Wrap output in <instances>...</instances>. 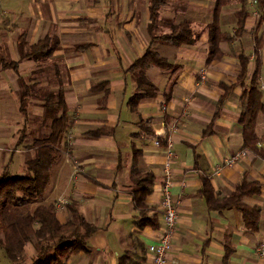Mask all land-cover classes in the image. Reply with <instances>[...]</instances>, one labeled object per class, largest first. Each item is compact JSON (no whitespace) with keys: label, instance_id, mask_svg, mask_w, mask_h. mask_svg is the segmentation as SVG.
<instances>
[{"label":"crops","instance_id":"0c3cea01","mask_svg":"<svg viewBox=\"0 0 264 264\" xmlns=\"http://www.w3.org/2000/svg\"><path fill=\"white\" fill-rule=\"evenodd\" d=\"M149 1L13 0L15 23L6 21L9 12L0 3V177L27 173L26 162L36 150L21 137L34 142L50 133L54 115L47 100L63 91L66 149L53 167L43 202H63L56 207L62 223L73 219L74 205L96 227L87 251L74 253L66 264H150L148 246L163 222L169 142L175 153L170 192L179 219L168 264H264L257 254L264 240L263 96L262 109L244 116L253 122L257 145L245 140L240 122L254 80L258 86L264 82V25L257 30L256 0L246 2L241 32L240 0H229L218 12L216 0H167L160 9L161 28L168 32L170 23L191 21L194 41L182 46L151 42ZM214 22L229 39L220 41V56L208 60ZM12 26L15 30L6 31ZM47 37L57 42L49 56L22 58L21 41L30 45ZM149 46L170 65L146 70L156 93L133 108L130 98L144 91H138L130 67ZM4 61L17 62L16 67ZM27 87L31 92L23 112ZM243 150L247 156L224 165ZM243 179L260 185L259 192L241 199L260 210L254 228L236 206L214 209L209 203L208 192L218 200L229 197ZM139 194L147 204L144 225L135 199ZM26 252L33 257L37 248L28 243Z\"/></svg>","mask_w":264,"mask_h":264},{"label":"trees","instance_id":"16d2710c","mask_svg":"<svg viewBox=\"0 0 264 264\" xmlns=\"http://www.w3.org/2000/svg\"><path fill=\"white\" fill-rule=\"evenodd\" d=\"M240 1L242 9L236 13L238 32L244 29V22L248 15L246 11L247 0ZM228 2L229 0H216V12ZM254 4L255 11L259 16L256 26L259 30L264 25V0H256ZM166 5L167 0L149 1L151 42L165 41L176 46L191 44L194 41V33L189 19L183 18L179 22L170 23L168 32L162 35L155 33L156 24L161 21L160 9ZM228 39V34L221 32L216 22L211 24V50L208 60L220 56L219 43L221 40ZM257 39V48H260L262 41ZM56 45L57 42L53 38L47 37L30 45L23 40L19 47L22 58L40 59L49 56ZM16 64L17 62L4 61V66L16 67ZM169 65L168 60L152 50V46H149L144 54L132 64L130 71L135 73L137 89L144 92L143 94L137 92L130 98L131 107L135 108L142 97L153 96L156 93L155 85L146 77V70L152 66L166 68ZM30 92L31 88L27 87L22 93L21 109L23 112L27 111L26 99L29 98ZM262 96V92L254 80L248 92L245 114L240 120L243 124L245 140L247 142L256 141V145L257 136L254 132L253 122H251L252 120L245 121L244 116L254 111V108L256 110L262 109L260 100ZM49 97L47 106L51 108L49 111L54 115L50 133L46 137L34 140L32 144H25L29 149L36 150V156L26 162L27 173L18 175L5 172L0 177V233L2 234L0 237V264H66L67 259L74 253L82 250L87 251V239L96 230V227L88 223L79 213L76 206L70 207L73 219L62 223L57 217L55 203L43 202L44 193L51 181L53 167L61 153L66 149V146L63 147V142L69 128L63 91L52 92ZM21 138L22 143H24L23 136ZM259 186L257 183L243 179L229 197L218 200L214 199L213 195L208 192L209 203L214 209L236 206L242 212L247 224L254 228L255 219L257 220L260 210L242 204L241 199L247 193L259 192ZM135 199L141 216L140 224L144 225L147 212L144 195L139 194ZM34 242L40 246L37 249V254L30 257L27 255L26 245ZM59 256H64V261Z\"/></svg>","mask_w":264,"mask_h":264},{"label":"built area","instance_id":"2783aa9c","mask_svg":"<svg viewBox=\"0 0 264 264\" xmlns=\"http://www.w3.org/2000/svg\"><path fill=\"white\" fill-rule=\"evenodd\" d=\"M255 15H258L255 11ZM205 71L201 73V79L205 80ZM260 90L264 98V82L261 81L259 84ZM156 143H159L156 141ZM169 147V158L164 164V180L161 187L162 198L160 201V210L163 217L162 226L160 227L159 237L154 243H151L148 246V251L151 254L150 264H168V257L172 250V241L176 233V224L179 219V212L174 201L170 187L173 184V167H172V158L175 153L172 149V143H168ZM69 154V153H68ZM247 151L243 150L237 154L232 155L231 157L224 160V165L233 166L237 161L245 156H247ZM75 168L78 166L75 164ZM63 202L57 203L56 207H62ZM257 254L264 256V240H262L257 246Z\"/></svg>","mask_w":264,"mask_h":264},{"label":"rangeland","instance_id":"374dc122","mask_svg":"<svg viewBox=\"0 0 264 264\" xmlns=\"http://www.w3.org/2000/svg\"><path fill=\"white\" fill-rule=\"evenodd\" d=\"M13 1V0H12ZM12 1L11 0H0V3L1 4H4L3 5V7L6 9V10H8L7 12H9L7 15V19H6V21H10V22H12V23H15V21H16V19H17V15H18V11L15 9V8H13V4H12ZM180 4H181V2L180 1H178V2H176V5L175 6H177V7H179L180 6ZM11 24V23H10ZM157 27H156V29H155V33L157 34V35H162L164 32H167V30H166V28L164 27V28H161L160 27V25H161V21L159 22H157ZM3 26H5V24L3 25ZM4 28V27H3ZM4 30H6V29H4ZM12 30H15V27L14 26H12L11 27V29L10 30H6V31H12ZM16 32H18V33H20L21 31H20V29H18V28H16ZM5 34L7 35V37H8V35H9V33L7 34L6 32H5ZM14 34H16L15 32H14ZM28 140V138L27 139H25V141H24V143H26L27 142V144H32V142L33 141H27ZM16 169H19L18 167H16ZM40 199V198H39ZM0 237H2V234L0 233ZM35 243V244H34ZM34 243H32V244H34V246L38 249L39 248V246L40 245H38L36 242H34ZM59 257H61V259L64 261V256H59ZM8 262V261H7Z\"/></svg>","mask_w":264,"mask_h":264}]
</instances>
